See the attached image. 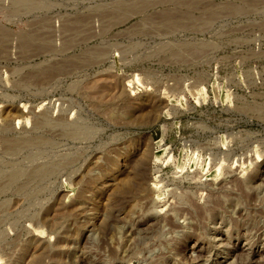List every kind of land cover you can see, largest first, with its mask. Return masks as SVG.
<instances>
[{"label":"rangeland","instance_id":"rangeland-1","mask_svg":"<svg viewBox=\"0 0 264 264\" xmlns=\"http://www.w3.org/2000/svg\"><path fill=\"white\" fill-rule=\"evenodd\" d=\"M0 138V264H264V0H0Z\"/></svg>","mask_w":264,"mask_h":264},{"label":"bare ground","instance_id":"bare-ground-1","mask_svg":"<svg viewBox=\"0 0 264 264\" xmlns=\"http://www.w3.org/2000/svg\"><path fill=\"white\" fill-rule=\"evenodd\" d=\"M9 125V124H8ZM7 138V137H6ZM1 139V138H0ZM24 144V143H23ZM17 174V173H16ZM9 182V181H8ZM132 183H134L133 182V180H132V182L130 181V180H127V182L125 183V185H127L128 187L132 184ZM134 185V184H133ZM163 220V219H162Z\"/></svg>","mask_w":264,"mask_h":264}]
</instances>
